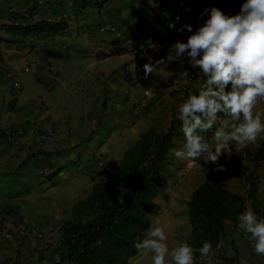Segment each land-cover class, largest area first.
Listing matches in <instances>:
<instances>
[{
    "label": "crops",
    "instance_id": "1",
    "mask_svg": "<svg viewBox=\"0 0 264 264\" xmlns=\"http://www.w3.org/2000/svg\"><path fill=\"white\" fill-rule=\"evenodd\" d=\"M83 1L0 0V23L46 20L60 25L49 36L0 32V131L4 132L0 137V226L11 229L20 221L45 233L44 240L0 236V264H58V230L70 218L71 206L148 129L162 132L173 127L168 165L180 164L184 173L169 189L182 188L176 204L180 211H170L171 218L187 221L189 195L213 177L223 178L227 187L238 180L243 190L228 189L245 197L255 184L254 199L246 198L245 207L264 218V193L258 192L264 183V139L238 153L233 149L230 157L221 155L218 163L223 170L212 162L200 159L199 165L189 164L170 154L184 143L178 108L189 94H198L204 82L199 70L192 69L186 59L176 60L171 48L177 41H187V29L167 48L166 61L156 75L145 78L144 66H137L139 58L153 52L152 34L164 35L161 21L175 26L176 19H199L195 31L208 18L201 15L204 9L216 7L235 15L245 0ZM115 47L126 51L113 54ZM11 74L18 75L19 86H14ZM181 77L188 83L179 82ZM135 79L148 92L145 99L132 83ZM141 101L145 104L136 111ZM42 134L52 139H43ZM213 134L214 130L205 134L210 144ZM49 168L56 169L53 175H38ZM85 185L88 188L82 193ZM238 224L239 220L225 223L213 255L220 264H240L241 260L264 264V256L254 252ZM185 232L183 238L190 232L189 224ZM178 244L168 245L169 249ZM165 264H173L170 255ZM194 264L203 263L194 257Z\"/></svg>",
    "mask_w": 264,
    "mask_h": 264
},
{
    "label": "clouds",
    "instance_id": "2",
    "mask_svg": "<svg viewBox=\"0 0 264 264\" xmlns=\"http://www.w3.org/2000/svg\"><path fill=\"white\" fill-rule=\"evenodd\" d=\"M201 15H208L203 25L194 32L190 25H183L180 32L186 28L193 34L171 47L176 60L186 59L192 69L199 70L204 82L198 94H189L178 108L184 143L170 154L189 164L199 165L200 159L212 162L217 170H223L218 163L221 155L230 157L233 149L238 153L264 139V0H245L235 15H226L216 7L204 9ZM164 62L146 63L145 78L156 75ZM173 75L168 72L169 77ZM179 82L188 83L182 77ZM210 130H214L212 144L205 139ZM258 192L264 193V183ZM238 220V228L248 236L254 252L264 256V218L248 208ZM167 240L164 228L153 227L134 247L151 251L153 264H165L168 255L173 264H194L192 246L183 242L170 250ZM199 253L212 264L210 242L205 241ZM240 264L246 262L241 260Z\"/></svg>",
    "mask_w": 264,
    "mask_h": 264
},
{
    "label": "trees",
    "instance_id": "3",
    "mask_svg": "<svg viewBox=\"0 0 264 264\" xmlns=\"http://www.w3.org/2000/svg\"><path fill=\"white\" fill-rule=\"evenodd\" d=\"M176 20L178 23L171 28L173 22L161 21L164 35L152 34L153 52L149 57L139 58L137 66L166 61L167 48L183 37L179 29L183 25L193 28L199 21ZM59 26L46 20L0 23V32L19 37L49 36ZM125 51L124 47H115L111 53ZM172 134L173 127L162 132L154 129L141 132L124 150L121 159L92 184L88 194L71 206L70 218L58 230L56 263L131 264L141 252L134 247L135 243L142 241L151 228L150 215L155 210L160 175L169 164L167 154L172 146ZM2 136L4 132L0 131ZM255 191L256 185L252 184L247 197L234 193L220 177L199 184L186 201L190 232L179 244L187 242L192 246L194 257H200L199 248L205 241L211 243L214 251L225 232V223L238 220L246 210V198L253 200Z\"/></svg>",
    "mask_w": 264,
    "mask_h": 264
},
{
    "label": "rangeland",
    "instance_id": "4",
    "mask_svg": "<svg viewBox=\"0 0 264 264\" xmlns=\"http://www.w3.org/2000/svg\"><path fill=\"white\" fill-rule=\"evenodd\" d=\"M183 173V167L180 164L168 165L166 170L161 173L158 183V194L155 198V210L150 215L151 228H164L166 235L168 236V240L166 241L168 245L179 242L180 239H182L186 234L185 229L186 225L188 224L187 221L184 218H179V216H173L171 218L170 214V211H180V209L178 208L179 205L173 206V193L177 189V186L173 187L171 190L169 189L171 188V183H176L179 180L183 179ZM81 187L82 193H84L88 188L86 185L84 186L85 188L83 186ZM228 187L240 190H243L244 188L243 185H240L239 181L235 179L231 181V184L229 183ZM180 204L183 205V201H181ZM152 256L153 253L151 251H141L137 256L134 257V259L132 260V264H153Z\"/></svg>",
    "mask_w": 264,
    "mask_h": 264
},
{
    "label": "built area",
    "instance_id": "5",
    "mask_svg": "<svg viewBox=\"0 0 264 264\" xmlns=\"http://www.w3.org/2000/svg\"><path fill=\"white\" fill-rule=\"evenodd\" d=\"M35 22V21H34ZM33 23V22H30ZM15 24H27V23H21V22H17ZM100 31H103L104 28H100ZM36 62H32L30 64V66H35ZM14 82V86H19V78L18 75L15 74H11L10 75ZM129 79H126V82H128ZM132 83L134 84V86L136 88L139 89L140 93L143 94V98L145 99L144 96L148 95V92L143 88V84L140 80L135 79L132 81ZM145 101H141V103L137 104L135 110L137 111L141 106H144ZM41 137L43 139L46 140H51L52 136L50 135H46V134H42ZM56 169L55 168H49L46 170H39L38 171V175H45V176H50L53 175L55 173ZM1 215H0V221H1ZM10 222H13V219L9 218ZM238 231L240 233L243 234V236H245L247 238V240L249 241L250 244H252V242L249 240L248 236L245 235V233L238 229ZM0 236L10 239V238H15V237H20V238H26L28 240H44L45 238V233H43L41 230H39L37 227L35 226H26L24 225L22 222L17 221L16 223H14V227L11 229H4L0 226ZM220 243L217 245L216 248H219ZM199 260L203 263V264H208V262L206 260L201 259V257H199ZM221 261L219 258H217L216 256L212 255V264H220Z\"/></svg>",
    "mask_w": 264,
    "mask_h": 264
},
{
    "label": "bare ground",
    "instance_id": "6",
    "mask_svg": "<svg viewBox=\"0 0 264 264\" xmlns=\"http://www.w3.org/2000/svg\"><path fill=\"white\" fill-rule=\"evenodd\" d=\"M181 186H177V189L175 190V192L173 193V200H174V205L176 206L177 201L179 200V198L181 197ZM187 190V189H186ZM184 192V191H183ZM186 193V192H185ZM172 197V196H171ZM169 212V211H168ZM169 218V217H168Z\"/></svg>",
    "mask_w": 264,
    "mask_h": 264
}]
</instances>
